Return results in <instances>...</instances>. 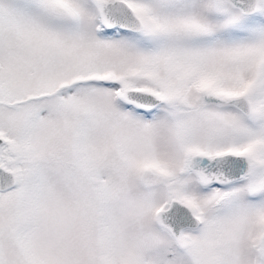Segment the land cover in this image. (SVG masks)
Here are the masks:
<instances>
[{
	"label": "snow or ice",
	"instance_id": "6c2138e0",
	"mask_svg": "<svg viewBox=\"0 0 264 264\" xmlns=\"http://www.w3.org/2000/svg\"><path fill=\"white\" fill-rule=\"evenodd\" d=\"M0 264H264V0H0Z\"/></svg>",
	"mask_w": 264,
	"mask_h": 264
}]
</instances>
